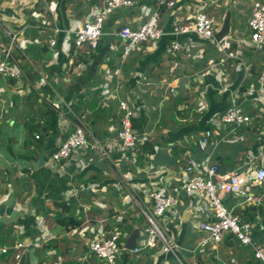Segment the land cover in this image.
<instances>
[{
  "label": "crops",
  "instance_id": "obj_1",
  "mask_svg": "<svg viewBox=\"0 0 264 264\" xmlns=\"http://www.w3.org/2000/svg\"><path fill=\"white\" fill-rule=\"evenodd\" d=\"M130 1L133 6L105 19L90 57L74 50L72 33L104 0L0 1V57L17 34L13 54L24 73L21 80L0 76V204L13 198L19 213L13 222L0 223V246L24 244L21 264H107L88 249L100 231L117 232L124 249L132 236L133 248L144 244V218L125 199L129 193L135 191L148 207L149 192L173 193L188 178L205 176L213 163L223 174L264 168V43L239 44L242 56L235 60L225 57L217 40L192 33L176 38L191 51L174 52L175 38L168 35L175 22L203 7L215 20V35L229 12L227 37L237 47L239 40L248 42L247 21L258 0H177L159 18L167 35L136 45L123 58L119 30L147 21L155 3ZM119 101L133 111L137 143L130 152L116 138ZM232 102L251 117L249 124L221 122ZM80 122L110 159L78 149L62 168L54 166L50 155ZM206 131L212 140L202 151L196 142ZM186 159L194 163L190 175L183 172ZM248 196L255 200L225 195L223 203L253 224V240L262 245L264 182L250 187ZM178 200L176 212H167L161 224L180 247L179 261L155 245L139 253L122 250L115 264H261L251 247L231 237L200 246L205 236L195 225L212 219L209 206L182 192ZM13 263L11 250L0 256V264Z\"/></svg>",
  "mask_w": 264,
  "mask_h": 264
},
{
  "label": "built area",
  "instance_id": "obj_2",
  "mask_svg": "<svg viewBox=\"0 0 264 264\" xmlns=\"http://www.w3.org/2000/svg\"><path fill=\"white\" fill-rule=\"evenodd\" d=\"M1 1V0H0ZM177 0H155L154 11L147 21L135 29L123 26L118 32V37L124 43L123 58L127 57L133 47L146 42H156L167 33L159 25V18L163 11L172 10L176 6ZM133 2L130 0H104L93 14V18L84 22L78 29L73 31L71 43L75 51L84 50L86 56L90 57L98 48L99 40L102 36L103 24L105 19L115 10L122 7H131ZM52 14V13H51ZM215 20L199 7L195 13L185 22H175L168 35L173 36L170 49L174 52L189 53L192 49L189 43H181L176 38L188 34H195L205 39H215L216 31ZM58 33L57 28L53 29ZM248 42L245 40L237 41L238 46L234 47V40L227 36L217 41L220 50L227 59L240 60L242 51L239 44L256 47L264 43V0L255 1L252 5L250 17L247 21ZM18 35L10 36V43L5 48L0 57V76L12 80H21L24 73L19 66L13 52L16 46ZM216 40V39H215ZM50 47L56 45L55 39L49 38ZM118 108L121 112L120 128L116 138L120 143L123 152H130L135 149L137 136L132 130L131 119L133 111L125 101H119ZM251 117L247 115L243 108L235 103H231L221 115V122L234 127L249 124ZM38 139V136H35ZM212 140V132L206 131L197 140L196 144L200 150H204ZM78 149L93 150L105 159H110L109 153L103 148L101 143L92 135L88 128L79 123L74 131L59 145L50 155V162L54 166L62 168L72 153ZM194 163L186 159L183 172L191 174ZM264 182V168L255 171L240 173L223 174L219 170L218 163H213L206 167L205 176L195 175L185 180L177 191L168 193L159 189H154L147 194L151 204L146 207L139 195L133 191L125 199L134 206L141 208L144 218V244L139 248H133L131 252L139 253L149 247L158 245L164 255H169L179 261V245L164 230L161 219L167 212H176L178 206V193L196 195L198 199L205 201L212 214V219L196 223V229L204 234V238L199 245L213 244L220 245L225 237L233 238L240 246L251 247L254 258L264 264V244L258 245L253 240V224L243 221L237 214L229 210L223 203L225 195H235L246 198L247 201L255 200L248 196V190L252 186L261 185ZM25 245L16 243L9 247L0 246V256L7 255L12 251L13 264H21V258ZM89 251L97 258L107 264H115L117 255L125 250L120 243V236L117 232L100 231L88 244Z\"/></svg>",
  "mask_w": 264,
  "mask_h": 264
},
{
  "label": "water",
  "instance_id": "obj_3",
  "mask_svg": "<svg viewBox=\"0 0 264 264\" xmlns=\"http://www.w3.org/2000/svg\"><path fill=\"white\" fill-rule=\"evenodd\" d=\"M229 19H230V14L229 12H227L221 30L215 35V39L217 41L221 40L222 38L228 35ZM13 207H14L13 198H10L7 203L0 204V223H11L16 219L17 216H19V213L14 211ZM134 244H135V236L129 237L127 244L125 245V249L127 251H131L134 247Z\"/></svg>",
  "mask_w": 264,
  "mask_h": 264
}]
</instances>
